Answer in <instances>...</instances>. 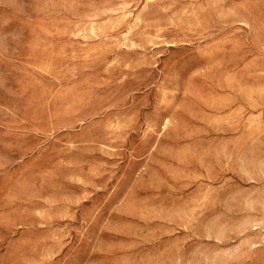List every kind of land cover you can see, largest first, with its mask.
<instances>
[{
	"label": "rangeland",
	"instance_id": "rangeland-1",
	"mask_svg": "<svg viewBox=\"0 0 264 264\" xmlns=\"http://www.w3.org/2000/svg\"><path fill=\"white\" fill-rule=\"evenodd\" d=\"M0 264H264V0H0Z\"/></svg>",
	"mask_w": 264,
	"mask_h": 264
}]
</instances>
